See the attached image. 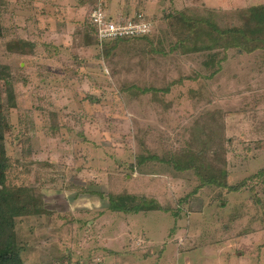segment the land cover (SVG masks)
Instances as JSON below:
<instances>
[{
  "label": "rangeland",
  "instance_id": "1",
  "mask_svg": "<svg viewBox=\"0 0 264 264\" xmlns=\"http://www.w3.org/2000/svg\"><path fill=\"white\" fill-rule=\"evenodd\" d=\"M79 1L0 0V65L11 68L17 94L8 180L32 195L12 202L3 231L16 234L24 263L264 264V183L253 177L264 168V72L250 75L254 55L232 49L219 74L203 78L201 58L160 51H169L171 11L264 0H101L112 16L152 24L146 38L120 39L106 56L93 34L83 45L91 7ZM16 36L35 43L32 55L6 50ZM212 110L223 111L231 138L226 182L246 179L241 189L195 190L192 171L150 159L129 166L139 155L169 156ZM122 191L171 211L107 209V193Z\"/></svg>",
  "mask_w": 264,
  "mask_h": 264
},
{
  "label": "trees",
  "instance_id": "2",
  "mask_svg": "<svg viewBox=\"0 0 264 264\" xmlns=\"http://www.w3.org/2000/svg\"><path fill=\"white\" fill-rule=\"evenodd\" d=\"M98 1L87 0V5L92 9ZM79 3L83 5L84 2L80 0ZM102 7L104 8L103 3ZM125 16L135 18L134 16ZM166 19L169 51H162L163 49L160 51L163 54L174 52L184 57L194 55L196 58H201V63H199L204 69L197 74L199 77L211 78L219 74L222 62L227 59L228 53L232 49L238 56L242 54L254 55L256 67L250 68L248 72L250 75H256L254 70L259 73L264 72V3L249 4L229 12L206 6L185 7L178 11H171L166 15ZM82 27L85 31L82 32L81 39L83 45L88 46L91 43L89 37L92 34L95 35V29L89 18L83 22ZM76 33L80 34V31L77 30ZM1 36L2 26L0 24ZM146 36L148 34L141 38H146ZM120 39L124 38L102 42L105 56L110 53V50ZM109 44L110 47H108ZM5 47L10 53L32 55L35 43L27 38L16 36L6 41ZM14 83L11 68L0 65V264H25L22 257V244L14 232H5L3 227L5 223L13 219L15 209L11 205L12 202H26L32 198L29 189L12 186L8 180L9 157L6 140L11 131L9 112L17 107ZM170 87L171 84L161 90L168 92ZM135 89L137 90V88ZM154 90L156 92L157 89ZM146 91L148 88L139 89V92ZM222 113V110H212L196 119L189 126L188 139L181 146L175 148L169 156L159 158L156 155H139L136 157L135 163H130L129 166L134 168L135 165H143L150 159L164 165L170 164L176 171H192L199 182L195 190L206 185L228 188L229 190L241 189L246 179L236 185H228L226 182L228 175L226 155L230 152L228 144H231V138L225 134V123L221 120ZM253 177L264 183V168L259 169ZM96 194L100 197L103 196L101 191H97ZM105 201L106 208L114 212L171 211L169 208H164L153 197L126 191L108 192ZM77 263L79 262L75 264Z\"/></svg>",
  "mask_w": 264,
  "mask_h": 264
},
{
  "label": "built area",
  "instance_id": "3",
  "mask_svg": "<svg viewBox=\"0 0 264 264\" xmlns=\"http://www.w3.org/2000/svg\"><path fill=\"white\" fill-rule=\"evenodd\" d=\"M89 20L95 29V37L99 43L117 38H135L147 35L151 31L152 24L144 19L141 14L135 18L125 15L112 16L102 7L99 0L95 7L90 10ZM77 264H105L99 258H94L89 262H79Z\"/></svg>",
  "mask_w": 264,
  "mask_h": 264
},
{
  "label": "crops",
  "instance_id": "4",
  "mask_svg": "<svg viewBox=\"0 0 264 264\" xmlns=\"http://www.w3.org/2000/svg\"><path fill=\"white\" fill-rule=\"evenodd\" d=\"M119 15H123V14H119V13H118L117 15H113V16H119ZM124 15H125V14H124Z\"/></svg>",
  "mask_w": 264,
  "mask_h": 264
}]
</instances>
